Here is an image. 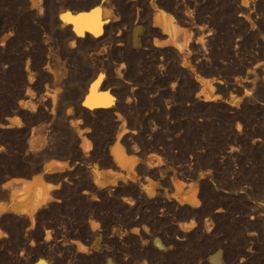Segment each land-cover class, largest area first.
Wrapping results in <instances>:
<instances>
[{"label": "bare ground", "instance_id": "obj_1", "mask_svg": "<svg viewBox=\"0 0 264 264\" xmlns=\"http://www.w3.org/2000/svg\"><path fill=\"white\" fill-rule=\"evenodd\" d=\"M29 2L30 16L39 24L37 37L34 48L23 51L28 58L26 76L21 77L24 90L17 93L22 98L8 110L13 115L3 116L0 132L25 137L18 114L25 123H48L33 124L23 141L25 158L34 163L25 174L29 177L15 175L0 183L1 256L9 244V230L3 228L9 225L18 227L22 253L32 251L27 259L38 260L35 264H60L71 252L92 264L89 254L112 253L101 250L105 239L90 212L88 225L72 224L66 233L49 221L33 230L38 215L48 212L45 208L63 202L67 184L73 191L84 185L80 192L86 199L114 196L129 212L139 213L126 221L134 224L130 233L144 241L152 239L146 223L152 215L142 209L141 201L155 210L173 208L179 230H191L211 211L218 190L213 178L231 161L236 165L229 166L231 178L226 173L224 180L238 187L234 194H264V0ZM11 32H4L1 45H12ZM228 60L237 66L231 65L236 73L228 71ZM31 61L34 70L28 68ZM220 112L236 119V128L214 122ZM214 135L222 137L221 155ZM58 154L70 157V162L54 158ZM98 163L107 170H97ZM78 192L72 197L80 198ZM228 197L226 193L222 199ZM262 197L250 207L252 213L264 211ZM223 206L214 210L221 212ZM208 218L207 231L212 224ZM25 223L27 232L21 236ZM53 230L62 237L55 244L60 255L50 248ZM28 233L40 238L36 247ZM170 247L155 246L162 254ZM188 261L184 254L181 264ZM133 264L148 262L145 258Z\"/></svg>", "mask_w": 264, "mask_h": 264}, {"label": "rangeland", "instance_id": "obj_2", "mask_svg": "<svg viewBox=\"0 0 264 264\" xmlns=\"http://www.w3.org/2000/svg\"><path fill=\"white\" fill-rule=\"evenodd\" d=\"M29 4H30L29 0H0V38L3 36L4 32H6L8 29L12 30L9 36V39L12 40V45L4 46L0 44V121L4 120L3 116L13 115L8 110L12 108V106L14 107L16 105V101L19 100V98L20 99L22 98L17 93H19V91L24 90V86H23L24 84H23L22 78L26 76L25 75L26 74L25 65H26L28 56H25L27 54L26 53L24 54L23 51L26 50L27 48H30V49L34 48L32 46L34 45L36 41V37H37L36 28H39V24L35 22V20L30 16ZM261 13H262L261 15L263 16L264 9L263 11L261 10ZM2 27H6V28L2 30ZM31 63L32 65L30 64L28 68L29 69L32 68L31 70H34L35 68L32 67L33 61H31ZM226 63H228L226 64V66H228V71L229 72L234 71V72H231L230 74L236 73L237 66L235 65V63L229 60ZM231 65H234L236 68L234 66L233 68ZM19 81H21L22 83H20ZM228 114L229 113L220 112L219 114L213 117L214 119L213 121L223 124L224 126H227V127L236 128L235 121L237 120L233 119L231 115L229 114L230 115L229 116ZM18 116L22 118L23 126H24L23 128L26 129L27 133L28 132L31 133L30 129L34 127V125L37 127V125H39L41 122L43 123L44 121H45V124L48 123L44 119H43L44 121L42 120L35 121L32 124L26 121V123L31 126L30 127L29 125H26V123L24 122L23 116H21L20 114H18ZM96 118H99V117L96 116ZM36 127L34 129H36ZM242 129H244V126H242ZM27 133L25 137H23V135H18L17 137L15 136L8 137L5 135H2V133L0 132V183L15 175L29 177L25 174L26 172L30 170L31 168L30 166H32L34 163L33 161L25 158V150H23V149H26L24 148L25 146L23 145V141H26L27 137H29L30 135V133H28L29 135ZM221 138H219L217 135H214L213 137V142L216 143L214 145L217 146L216 152L217 154L219 153L218 155H221V152H222L221 143L223 142V140ZM21 141L22 143H20ZM241 148H242L241 149L242 152L246 150L245 149L246 147L244 146H242ZM57 156L55 155V157L54 156L53 157L62 159V160L69 159L68 162H70V157L68 158L64 157L65 155L63 156V154L59 155L58 157ZM235 163L236 162L231 161L232 167L236 165ZM231 165L224 164L223 165L224 167L222 166L220 169H218V172L220 171L219 173H217L218 175L216 174L218 177L215 175L214 176L215 178H213V182H216L215 186L217 187L216 189L218 190H216V193H214L212 196L213 199L210 203L211 211L205 213L202 216L201 220L196 221L197 224L199 223L198 226L194 227L191 230L186 229L187 231L185 232L180 231L179 228L177 227L176 220L173 215L174 210L171 211L173 208L171 210H168V209L166 210V208H161V206H158L156 207L157 209L155 210V208L152 209L151 206L141 201L140 205L142 207L145 208V205H146V209L144 208L142 209L145 212H147L148 210L147 213L152 215L151 218L146 221V223H148L150 227V230L152 233V236H151L152 239H150L149 241H144V239L141 237L140 234L137 233V234L132 235L130 233V229L133 227L134 224H130L128 222L132 218L134 219L138 218L139 213L129 212L126 209L127 206L123 205V203L117 197H114V196H110V195L100 196L99 199L95 201L86 199L89 197L85 195H83L82 197V194L80 192L81 189L84 187V185H82V188L79 186V190L78 188H76L77 190L73 191L74 189L72 188L73 189L72 190L71 186L68 184L66 186V189L63 190L64 192L63 197H65L63 200L64 203L61 202L60 203L61 206L59 205L58 207L55 205H50L52 207L49 206L45 208V210L49 208L47 210L48 212H46L44 216L46 218L40 217V215H38L37 217L38 223L37 225H35V228L33 230L36 231V228H38L39 225L44 224L45 222L49 221L50 223L54 224L55 227H60L66 230L65 231L66 233L72 228L73 225L77 223L85 224V221H86L85 225H88L89 219L91 217L89 215V212H90V214L92 213V217L94 216L93 218L92 217L91 218L94 219L95 222L97 223L96 227L100 226V228L97 227L98 229L96 228V230L98 232H102V236H104L103 238L107 241L106 242L104 240L103 242L104 245L103 247H101L102 248L101 250L109 249L110 251H112L113 254L115 253L116 255L115 256L112 253L109 255H106L101 251H99L100 253L96 252L93 254H89L87 256L88 262H91V263L93 262L92 264H120V263L121 264L123 263L133 264L135 261L145 259V258L147 259L148 264H181V259L184 254L187 257H189V261L187 262L189 264H264V224H263L264 223V211H260L262 214L260 212L252 213V210L250 208L258 204L261 201L260 199H263L262 196H264V194L262 196L260 195L258 196L257 193L256 194L254 193V194H249V196H243V197L240 194L235 195L234 192L236 193V190L238 189V187L233 186L231 184V186L233 187L232 188L230 186V183L228 184V182H225L224 180V175H227V174L231 178V174H230L231 170H229V166ZM95 167L98 168V169L96 168L97 170H100V169L107 170L108 168L105 165H102V164L100 165V163L96 164ZM95 167L93 166L92 168H95ZM68 191H70L71 193L70 192L67 193ZM77 192H78V195H81L79 196L80 198H77L78 196L76 198L75 197L73 198L72 194L74 193L77 195ZM226 193H227V196H230V198L229 197L227 198V201L222 199L223 195H226ZM74 199H76L77 201ZM83 199L86 200L85 202L88 203V205L83 201ZM114 199L116 201H114ZM221 203H223V205L227 203L229 206L225 204L228 206L226 208V206L225 205L223 206ZM218 206L219 207L223 206V208L226 211L223 210L221 211L222 213L216 212L215 210L216 208H218ZM125 210H127L128 213L127 211L125 212ZM211 212L212 214H208ZM251 214L254 217H251ZM153 215L154 216L156 215L155 220H154ZM160 216L163 218V220H161V222H159L160 224H158V222L156 221H157V217H160ZM205 216L213 218V219L208 218L209 222L212 221V224L210 223L211 229H209V231L205 229L206 227V223H205L206 217ZM83 217L85 220L83 219ZM40 218H41V221H40ZM126 219L128 221H126ZM150 221L152 222V224ZM98 222H102V223L100 224ZM250 222L252 223L250 224ZM102 224L103 226H101ZM156 224H158L159 226ZM25 225L22 226L21 236H23L24 233L27 232L25 231V228L27 227L28 223H25ZM9 226L3 228L5 232L9 230L6 233L7 237L5 236V239L7 240V242H9V244L7 243L8 245L4 249V255L3 254L2 256L0 255V264H20V263L21 264H24V263L35 264L38 260L30 261L27 259L28 256L32 253V251H29V249H25L22 253L23 246L19 242L21 238L19 237L17 238L16 236L17 233L20 232V230L17 229L18 227L16 228L14 225H9ZM12 227H14L13 230H12ZM102 227L103 228L105 227V228L103 229ZM250 231H255V234L253 236L252 235L249 236ZM179 233L180 235H182L184 240L178 238L180 236ZM183 233H185V236H183ZM50 234L52 235L50 236L51 237L50 240L52 241V243L50 241V245H52L50 246V248L54 252L55 255H58V254L60 255L61 251L59 250L57 246H55V244L59 242L58 240L62 237L57 236L54 230L51 231ZM113 234L114 236H112ZM26 236L29 238L28 239L29 241L31 239L34 240L36 244L35 247H36L37 244L39 243L40 238L38 239V236H36V234H30V233H28V235ZM113 239L117 241L115 242L113 241ZM28 240H27V244H29ZM111 242L112 244H110ZM91 243H93V241H91ZM157 244H162L164 246L166 245L167 247L171 245V247L166 250H163V254H162V252H160L162 250H157L155 248ZM214 246H217V247H214ZM209 248L211 249V251H209L210 250ZM73 253L74 252L69 253V256L65 257L63 259L64 260L63 263H60V264H78V263L84 264L83 260L80 259L78 256H75V254ZM22 254H23V257H22ZM96 257H100V258H96ZM108 257H111L110 261L108 260ZM70 259L72 261H70ZM90 259H92V261Z\"/></svg>", "mask_w": 264, "mask_h": 264}]
</instances>
